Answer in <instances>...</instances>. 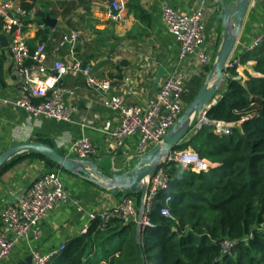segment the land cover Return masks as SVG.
<instances>
[{
    "label": "crops",
    "instance_id": "obj_1",
    "mask_svg": "<svg viewBox=\"0 0 264 264\" xmlns=\"http://www.w3.org/2000/svg\"><path fill=\"white\" fill-rule=\"evenodd\" d=\"M105 1L14 0L21 7H37L35 14L22 18L24 22H31L22 28V32L30 47L45 44L48 63L57 57L68 59L75 56L91 65L93 75L110 78L117 87L125 83V103L147 106L156 95L158 84L154 86V79L159 68H162L161 82L173 71L170 62L180 47L163 22V5L192 12L200 7L201 0H138V9L128 10L119 22L109 20L110 8ZM204 1V44L215 56L223 31L217 17L219 0ZM39 10L53 18L55 25L49 26L44 22L45 27L39 28L38 24L45 17L38 16ZM73 29L81 31L80 38L73 45L66 44L56 49L59 39ZM263 31L264 0H254L231 58L237 60L236 70L244 79L246 71L253 75L257 73L253 68L254 61L239 62V58L246 53L254 36ZM1 34L9 42V36L0 25V153L15 144L48 141L59 153L68 156V144L87 136L95 147L94 155L88 159L99 163L105 174L130 168L139 156V135L126 137L121 148H117L108 135L120 122V111L106 104V99L117 92L116 87L98 92L87 87L83 74H66L60 85L72 90V93L63 94V102L77 107L73 121L32 115L14 103L18 90L11 75L8 43L6 45L2 40ZM196 75H190L188 80ZM50 171L58 173L70 199L57 204L39 221L38 236L20 239L0 264H20L33 251L59 252L67 241L86 231L91 222V212H103L122 199L120 193L113 195L32 153L18 156L0 169V214L18 199V194L30 181Z\"/></svg>",
    "mask_w": 264,
    "mask_h": 264
},
{
    "label": "trees",
    "instance_id": "obj_2",
    "mask_svg": "<svg viewBox=\"0 0 264 264\" xmlns=\"http://www.w3.org/2000/svg\"><path fill=\"white\" fill-rule=\"evenodd\" d=\"M137 3L129 0L128 10L138 9ZM245 60L254 61L257 74L246 71L245 79H234L237 63L230 66L225 90L205 113L209 121L233 122L230 133H217L206 122L174 149H191L215 166L197 170L167 163L169 186L151 203L154 226L142 228L141 243L136 222L112 218L103 225L95 218L47 264H264V39L239 58ZM210 67L187 81L185 105ZM168 193L174 220L159 211ZM226 240L231 246L223 252Z\"/></svg>",
    "mask_w": 264,
    "mask_h": 264
},
{
    "label": "built area",
    "instance_id": "obj_3",
    "mask_svg": "<svg viewBox=\"0 0 264 264\" xmlns=\"http://www.w3.org/2000/svg\"><path fill=\"white\" fill-rule=\"evenodd\" d=\"M110 11L108 18L119 22L128 12L129 0H106ZM36 6L29 9L16 5L14 0H0L1 27L9 36L8 53L11 60V75L18 90V97L14 103L35 116L55 118L57 120L73 121V113L77 111L74 105L63 102L65 92L72 93L60 85L66 74H83L87 87L98 92H106L116 87L117 92L106 99V104L120 111L118 126L108 132L109 138L117 148L124 145L126 137L138 134V155L151 150L156 144L163 141L167 130L185 108L183 94L188 78L198 74L206 65H211L214 56L204 44L205 1L201 0L198 9L187 12L174 8L168 4L162 7V19L168 31L179 42V51L170 62L173 71L157 85L154 100L147 106L137 103L127 104L124 100L126 92L125 83L118 87L113 85L110 78L98 77L92 74L91 65L83 63L72 56L68 59L55 58L47 62L48 53L44 43L30 47L23 36L22 28L31 25L24 22L23 17L35 14ZM39 28H44L41 21ZM81 36V31L70 30L57 42L56 49L68 44L73 45ZM264 39V31L254 36L247 48L252 50ZM120 60V58H118ZM237 63L231 60L229 65ZM205 114L200 115L206 121ZM214 131L229 134L233 122L211 121ZM201 125L195 123L192 131H197ZM69 157L88 159L95 153V147L87 136L71 141L67 146ZM175 162L179 167L188 169L193 167L200 170L208 165V161L198 156L191 149L174 150L156 169L148 184L144 198L143 228L154 226L148 218L151 203L160 190H167L170 175L168 162ZM210 164V163H209ZM203 169V168H202ZM70 198L63 188L62 181L57 172H45L35 179L18 199L6 206L0 214V263L13 250L16 243L22 238L39 235V221L46 216L57 204L66 202ZM171 193H168L159 211L167 218L174 220L175 216L170 209ZM140 205V204H139ZM139 205L135 194H128L118 204L103 211L91 212V220L100 218L105 225L112 218H119L123 222H137ZM175 229V228H174ZM231 242H223V252L230 249ZM63 249V246L62 248ZM56 252L40 253L33 251V264H47Z\"/></svg>",
    "mask_w": 264,
    "mask_h": 264
},
{
    "label": "water",
    "instance_id": "obj_4",
    "mask_svg": "<svg viewBox=\"0 0 264 264\" xmlns=\"http://www.w3.org/2000/svg\"><path fill=\"white\" fill-rule=\"evenodd\" d=\"M254 0H219L217 17L223 29L220 43L214 56L213 63L206 73L205 79L197 90L191 101L175 120L173 125L167 130L163 141L156 144L151 150L139 155L135 163L125 171L105 174L99 163L90 159L69 157L59 153L51 144L42 141H29L15 144L0 153V167L11 162L18 156L24 154H38L44 156L58 167L65 171L85 178L93 182L100 188L106 189L109 193L124 198L128 194H139L140 205L137 217V241L141 243V230L143 228L144 198L148 190V184L154 172L166 160L175 147L194 132L191 130L195 123H211L199 120L201 114L216 103L220 92H223L228 82L227 69L232 60V55L239 42L244 26L246 15ZM43 21L54 26L55 20L49 15ZM2 40L8 43L7 37L3 34ZM162 68L160 67L155 79L156 86L160 79ZM242 78L241 75L234 76V79ZM213 164L205 165L201 169L214 167ZM34 180L30 181L26 188L18 194L20 197ZM20 264H32V255H27Z\"/></svg>",
    "mask_w": 264,
    "mask_h": 264
},
{
    "label": "rangeland",
    "instance_id": "obj_5",
    "mask_svg": "<svg viewBox=\"0 0 264 264\" xmlns=\"http://www.w3.org/2000/svg\"><path fill=\"white\" fill-rule=\"evenodd\" d=\"M100 164H101V165H103V164H104V162H101ZM208 164H209V163H208ZM210 165H211V164H210ZM178 167H179V166H178Z\"/></svg>",
    "mask_w": 264,
    "mask_h": 264
}]
</instances>
